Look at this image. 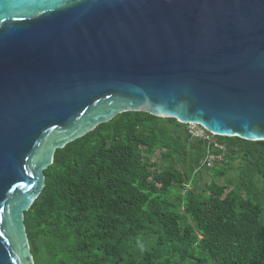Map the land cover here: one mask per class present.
Returning a JSON list of instances; mask_svg holds the SVG:
<instances>
[{
    "label": "water",
    "instance_id": "95a60500",
    "mask_svg": "<svg viewBox=\"0 0 264 264\" xmlns=\"http://www.w3.org/2000/svg\"><path fill=\"white\" fill-rule=\"evenodd\" d=\"M127 112L264 144V0H0V264L57 150Z\"/></svg>",
    "mask_w": 264,
    "mask_h": 264
},
{
    "label": "trees",
    "instance_id": "16d2710c",
    "mask_svg": "<svg viewBox=\"0 0 264 264\" xmlns=\"http://www.w3.org/2000/svg\"><path fill=\"white\" fill-rule=\"evenodd\" d=\"M206 136L127 112L57 150L25 215L35 264H264V144Z\"/></svg>",
    "mask_w": 264,
    "mask_h": 264
},
{
    "label": "rangeland",
    "instance_id": "374dc122",
    "mask_svg": "<svg viewBox=\"0 0 264 264\" xmlns=\"http://www.w3.org/2000/svg\"><path fill=\"white\" fill-rule=\"evenodd\" d=\"M186 129L188 130L189 127L186 126ZM158 157H159V154L156 153L155 157L152 158V162H154L156 160V158H158ZM214 161L215 160H207V162H209V166H211V167L213 166ZM240 174H241V163H240V161H236L235 163H233L232 169H231L230 173L228 174L226 181L225 180H219V183H220V185L225 186L230 181V182H232L233 185H235L240 178ZM232 188H233V186H232Z\"/></svg>",
    "mask_w": 264,
    "mask_h": 264
},
{
    "label": "built area",
    "instance_id": "2783aa9c",
    "mask_svg": "<svg viewBox=\"0 0 264 264\" xmlns=\"http://www.w3.org/2000/svg\"><path fill=\"white\" fill-rule=\"evenodd\" d=\"M188 127H189L188 132L192 137L203 138V139L209 140V137L206 136V131L200 126L188 125ZM209 160H215V158L211 157Z\"/></svg>",
    "mask_w": 264,
    "mask_h": 264
},
{
    "label": "clouds",
    "instance_id": "9594fccd",
    "mask_svg": "<svg viewBox=\"0 0 264 264\" xmlns=\"http://www.w3.org/2000/svg\"><path fill=\"white\" fill-rule=\"evenodd\" d=\"M188 125H193V124H188ZM188 125H185V126H188ZM198 126V125H197ZM202 128V127H201Z\"/></svg>",
    "mask_w": 264,
    "mask_h": 264
}]
</instances>
